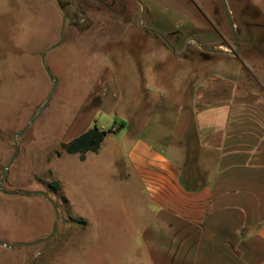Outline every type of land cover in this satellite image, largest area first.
<instances>
[{"label": "rangeland", "instance_id": "obj_1", "mask_svg": "<svg viewBox=\"0 0 264 264\" xmlns=\"http://www.w3.org/2000/svg\"><path fill=\"white\" fill-rule=\"evenodd\" d=\"M227 2L239 50L221 0H0V179L15 135L47 102L42 55L58 44L45 56L55 94L17 138L1 185L0 264H129V197L119 194L113 138L135 131L166 85L219 72L264 91V0ZM110 70L118 102L96 110ZM89 113L91 127L113 135L82 162L61 143Z\"/></svg>", "mask_w": 264, "mask_h": 264}, {"label": "crops", "instance_id": "obj_2", "mask_svg": "<svg viewBox=\"0 0 264 264\" xmlns=\"http://www.w3.org/2000/svg\"><path fill=\"white\" fill-rule=\"evenodd\" d=\"M192 79L154 94L158 103L135 119V131L112 140L119 194L129 197L134 256L126 262L264 264V91L219 72ZM104 81L96 110L118 102L111 70ZM93 118L78 116L64 142Z\"/></svg>", "mask_w": 264, "mask_h": 264}, {"label": "trees", "instance_id": "obj_3", "mask_svg": "<svg viewBox=\"0 0 264 264\" xmlns=\"http://www.w3.org/2000/svg\"><path fill=\"white\" fill-rule=\"evenodd\" d=\"M125 124H120L114 130H118L120 127ZM107 130L100 128L97 125L89 128L87 131L83 132L79 136L73 138L68 142L61 143V149L69 154H80V159L85 160L86 154L88 152H98L101 148V145L107 136ZM60 155V152H58ZM51 186L58 190L59 184L57 182H52ZM188 186V185H187Z\"/></svg>", "mask_w": 264, "mask_h": 264}, {"label": "water", "instance_id": "obj_4", "mask_svg": "<svg viewBox=\"0 0 264 264\" xmlns=\"http://www.w3.org/2000/svg\"><path fill=\"white\" fill-rule=\"evenodd\" d=\"M221 1H222V5H223V8H224V11H225L226 17H227V19H228V22H229L230 28H231V30H232V33H233L234 39H235L236 44H237V50H239V48H240V39H239L238 34H237V30H236L235 23H234V21H233L232 15H231V11H230L229 6H228V2H227V0H221ZM63 30H64V27H63ZM63 30H62V35H63ZM158 33H159V32H158ZM159 35L162 36V38H163L164 40L167 41V39H166L161 33H159ZM57 45H58V44H57ZM57 45H54L53 47H51V48L48 49L47 51L53 49V48L56 47ZM172 49H174V48L172 47ZM47 51L43 53L42 58H43V64H44V66H45V69H46V71H47L49 77L51 78V80H52V82H53V87H52V90H51V92H50V94H49V97H48V99H47V102L44 104V106H42L41 111H43V110H44V109L50 104V102H51V100H52V98H53V95L55 94L56 88H57V80H56V78L53 76V74L51 73V71L49 70V68H48L47 65H46L45 56H46ZM41 111H40V113H41ZM40 113H39V114H40ZM39 114L36 115L33 119H31V120L26 124V126L23 128V130H21V132L17 133V134L15 135V137H14V139H15V151H14V154H13V156H12V159L10 160V162L8 163V165L5 166V167L3 168V170H2V177H1V179H0V189H1V190H3L1 185H2V183L5 181V177H6V174H7L8 170H9V167L14 163V161L16 160V158H17V156H18L19 148H18L17 138H19L20 136H22V135L27 131V129L29 128V126H30V125H31V124L37 119V117L39 116ZM5 192H6V191H5ZM7 193L19 194V193H21V192L17 190V191H11V192H7ZM26 194H27V195H30L31 193H26ZM39 194H43V193H39Z\"/></svg>", "mask_w": 264, "mask_h": 264}]
</instances>
